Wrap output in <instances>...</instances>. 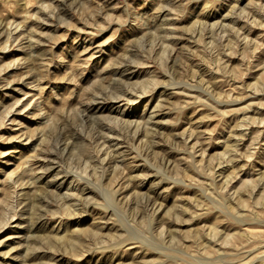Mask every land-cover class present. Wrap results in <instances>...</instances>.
<instances>
[{"label": "rangeland", "instance_id": "374dc122", "mask_svg": "<svg viewBox=\"0 0 264 264\" xmlns=\"http://www.w3.org/2000/svg\"><path fill=\"white\" fill-rule=\"evenodd\" d=\"M0 264H264V0H0Z\"/></svg>", "mask_w": 264, "mask_h": 264}, {"label": "bare ground", "instance_id": "6f19581e", "mask_svg": "<svg viewBox=\"0 0 264 264\" xmlns=\"http://www.w3.org/2000/svg\"><path fill=\"white\" fill-rule=\"evenodd\" d=\"M82 120H83V119H82ZM66 199H67V198H66ZM106 199H107V198H106ZM36 232H37V231H36ZM77 233H78V232H77ZM254 233H255V232H254ZM254 233H253V234H254ZM78 235H79V234H78ZM74 239H75V238H74ZM72 240H73V239H72Z\"/></svg>", "mask_w": 264, "mask_h": 264}]
</instances>
